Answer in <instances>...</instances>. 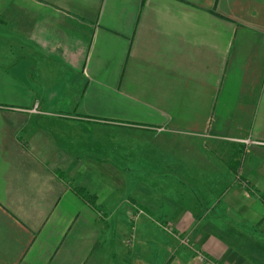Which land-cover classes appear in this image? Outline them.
I'll list each match as a JSON object with an SVG mask.
<instances>
[{"label": "crops", "instance_id": "obj_1", "mask_svg": "<svg viewBox=\"0 0 264 264\" xmlns=\"http://www.w3.org/2000/svg\"><path fill=\"white\" fill-rule=\"evenodd\" d=\"M173 232L264 264V0H0V264H198Z\"/></svg>", "mask_w": 264, "mask_h": 264}, {"label": "built area", "instance_id": "obj_2", "mask_svg": "<svg viewBox=\"0 0 264 264\" xmlns=\"http://www.w3.org/2000/svg\"><path fill=\"white\" fill-rule=\"evenodd\" d=\"M166 228L168 230H172L173 226L166 224ZM174 234H176V236L179 238V243L181 244H186L188 247H191L194 249V259L196 260V262L198 264H231L229 261H224V260H218L215 259L207 254L204 253V251L200 248H197L196 246H194L193 242L190 240L191 239V235L188 234V232L186 233H182L181 232H173Z\"/></svg>", "mask_w": 264, "mask_h": 264}, {"label": "rangeland", "instance_id": "obj_3", "mask_svg": "<svg viewBox=\"0 0 264 264\" xmlns=\"http://www.w3.org/2000/svg\"><path fill=\"white\" fill-rule=\"evenodd\" d=\"M85 129H87L88 131H89V134H91V135H97V134H103L102 133V128H100V127H94V125H88V126H86V127H84ZM106 128V127H105ZM104 129V128H103ZM76 130H79V128H76ZM105 133V135H111V138H112V133H108L107 131H105L104 132ZM229 151H231L230 149H228V147H227V145H225V143L222 145V149H221V153L222 154H226L227 152H229ZM229 156H231V155H229ZM176 233V232H175ZM182 234V233H181ZM183 245H185V246H187L186 244H183ZM188 247V246H187ZM189 248H191V247H189ZM192 250H194L193 248H191Z\"/></svg>", "mask_w": 264, "mask_h": 264}]
</instances>
